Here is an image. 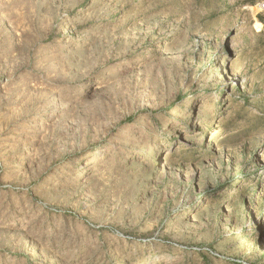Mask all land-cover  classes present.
Wrapping results in <instances>:
<instances>
[{
    "label": "rangeland",
    "instance_id": "rangeland-1",
    "mask_svg": "<svg viewBox=\"0 0 264 264\" xmlns=\"http://www.w3.org/2000/svg\"><path fill=\"white\" fill-rule=\"evenodd\" d=\"M0 264H264V0H0Z\"/></svg>",
    "mask_w": 264,
    "mask_h": 264
}]
</instances>
